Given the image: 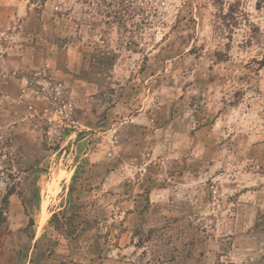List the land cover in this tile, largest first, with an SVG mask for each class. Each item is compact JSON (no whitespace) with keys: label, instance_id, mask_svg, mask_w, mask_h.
Wrapping results in <instances>:
<instances>
[{"label":"rangeland","instance_id":"1","mask_svg":"<svg viewBox=\"0 0 264 264\" xmlns=\"http://www.w3.org/2000/svg\"><path fill=\"white\" fill-rule=\"evenodd\" d=\"M25 5L0 65V264H264V0Z\"/></svg>","mask_w":264,"mask_h":264},{"label":"crops","instance_id":"2","mask_svg":"<svg viewBox=\"0 0 264 264\" xmlns=\"http://www.w3.org/2000/svg\"><path fill=\"white\" fill-rule=\"evenodd\" d=\"M10 0H0V39L2 40L0 42V51L2 49V54H0V65H2V62L6 63V59L9 58L8 57H5L4 58V53L3 51L6 53V54H9V51L8 49H13V46L12 47H8V45H6V39L9 38V35L7 32H6V27H9L10 25L12 26V22L11 20H14V23L17 21V22H23L24 21V17L26 15V5H25V0H16L15 2V7L14 6H10ZM44 9L45 8V5H44ZM11 12V13H10ZM9 15V16H8ZM12 16V17H11ZM46 17L42 14V17H41V20H43V25L46 26V22L49 21L48 18L45 19ZM49 23V22H48ZM10 26V27H11ZM18 26L20 28H16V33L17 34H23L22 36H24V32H23V25L21 24H18ZM9 27V28H10ZM57 29V28H56ZM16 34V35H17ZM11 36H15V35H11ZM41 37V35H40ZM14 38H17V37H14ZM19 38V37H18ZM46 41V40H45ZM21 41L19 39H16V43H17V52L15 53V60L18 62L19 60H21V62L19 63H22V66H25L26 68H29V70H31L32 72L34 71L35 72V68L32 69L35 64H34V57L33 58H30L29 55H27V50H26V47L28 48L29 46H25L24 44L20 43ZM37 42V40H36ZM32 47V46H31ZM34 47V48H33ZM33 50L35 49L36 51H39L40 54H45L43 52V48H40L39 45L37 46H33ZM69 49V48H68ZM71 49V48H70ZM73 49V48H72ZM32 50V51H33ZM66 50V49H65ZM34 51V52H36ZM67 51V50H66ZM30 52V51H28ZM36 54V53H35ZM12 56V55H11ZM16 56H18L16 58ZM36 56V55H35ZM44 56V60L45 62L48 60V59H51V55L46 53V55H43ZM14 57V56H13ZM37 57V56H36ZM69 60V59H68ZM34 64V65H33ZM70 65L71 66V69L72 71H75L77 68L75 67L76 66V63H72V61H67V65ZM32 66V67H31ZM47 66V65H46ZM75 67V68H74ZM49 68V67H48ZM47 71V70H50V69H45V67H42L41 71ZM142 117V112L139 111L136 115H135V120H137L138 118H141ZM140 127V126H139ZM33 182H35L33 180ZM37 193V192H36ZM42 193V192H41ZM40 193L37 194L36 196V201H40ZM26 202L29 201V199H25Z\"/></svg>","mask_w":264,"mask_h":264},{"label":"trees","instance_id":"3","mask_svg":"<svg viewBox=\"0 0 264 264\" xmlns=\"http://www.w3.org/2000/svg\"><path fill=\"white\" fill-rule=\"evenodd\" d=\"M5 201H7V199L5 198Z\"/></svg>","mask_w":264,"mask_h":264}]
</instances>
